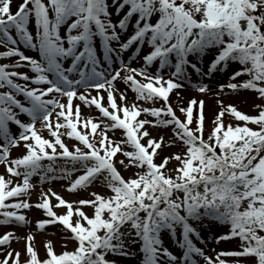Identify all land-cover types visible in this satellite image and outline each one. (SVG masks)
Wrapping results in <instances>:
<instances>
[{
  "label": "snow or ice",
  "instance_id": "obj_1",
  "mask_svg": "<svg viewBox=\"0 0 264 264\" xmlns=\"http://www.w3.org/2000/svg\"><path fill=\"white\" fill-rule=\"evenodd\" d=\"M14 3L0 0V59L17 58L0 63V225L28 226L25 210L35 207L47 217L37 221L39 233L59 226L62 239L60 251L49 239L42 254L37 235L27 234L20 251L12 245L21 238L6 228L0 264H125L137 257L139 264H264V103L252 116L218 101L206 135L203 99H190L182 116L170 102L188 68L201 73L193 61L209 51L205 75L233 66L220 95L243 90L264 101V0H21L15 10ZM133 47L139 67L123 57ZM81 105L94 106L100 121L84 117ZM226 114L243 124L225 123ZM152 128L169 130L181 150L163 155L165 138ZM115 130L125 138L110 139ZM121 166L136 170L125 176ZM76 172L82 174L69 192L99 182L109 193L69 202L49 187L30 202L33 177L43 188ZM205 221L227 228L217 244L238 243L206 254L193 239L203 243L197 225ZM162 234L182 254L170 251Z\"/></svg>",
  "mask_w": 264,
  "mask_h": 264
},
{
  "label": "rangeland",
  "instance_id": "obj_2",
  "mask_svg": "<svg viewBox=\"0 0 264 264\" xmlns=\"http://www.w3.org/2000/svg\"><path fill=\"white\" fill-rule=\"evenodd\" d=\"M21 0H15V3H20ZM14 3V5H15ZM127 35V34H125ZM147 46H145L144 49H141L140 56L145 54V49ZM25 54L27 55H33L35 56L36 53L32 52L29 49H22ZM0 51H3V49H0ZM97 51L98 54L101 55L102 57V44L97 41ZM214 53L212 51H209L208 53L205 54L203 58H196L193 62L197 63V65L201 69V73L197 74L193 69L188 68L187 69V79L183 81L184 87L181 89L174 90V92L170 95V102L172 103L173 107L177 110L178 115H183L182 113H179V108L181 107H187L188 101L192 98L196 99H203L205 101V109H206V116H207V123H208V132H206V135L212 130V120L216 117L218 112L220 111V104L218 101H223L225 105L231 104L237 109L245 114L256 116L258 115L260 109L256 107L257 104L264 103V101H261L260 99L257 98L256 94L252 92H247V91H241L238 93L231 92L230 90H225V92L220 95L218 93V86L222 83H227L228 82V77L231 74L233 70V66L229 65L228 69L225 72H216L213 73L212 75H205L204 73L207 72V69L210 64V60L213 57ZM123 57L126 61L129 62V64L132 67H139L142 64V60L139 58V56L135 55V48L129 49L127 52L123 54ZM17 58H11V59H2V63H11L13 60ZM158 67L157 64L153 65V69ZM20 72H27L28 69L26 68H19L15 69ZM172 69H165L164 72L167 74ZM31 75V73H29ZM201 84H206L209 86L211 89L210 92L207 93H200L196 91L195 86H199ZM118 87L123 90L126 85L123 84V82H118ZM95 94V92H93ZM134 93H131L130 91L128 92L129 96V101H131L134 98ZM61 102H64L63 100ZM74 103H79L78 101ZM143 103V102H141ZM145 106H152V105H145ZM159 107L160 105L157 104L155 105ZM81 112L84 117H89V118H94L97 122L100 121L101 119V114L98 112L95 107H86L81 105ZM141 118H144L143 116ZM21 119L27 121L28 118L26 116H22ZM149 119H152L149 117ZM225 123H232V124H243V122L236 121L233 117L230 115L226 114L225 116ZM250 127L255 128L254 125H249ZM39 127V124L37 125ZM10 131L12 132L13 135H17L19 132V129L15 125H10ZM100 130H98L99 132ZM152 134L154 136H164L165 138V143L162 145L161 152L163 155H170V154H175L179 152L181 149L176 146L175 144H171V133L169 130L166 129H157V128H152L151 129ZM61 132L63 133L64 130L61 129ZM41 134L45 136L46 138L54 139L50 137V134L46 129H44ZM110 139H115L117 141H120L125 138L123 130H115L110 131L108 133ZM66 143H68L70 146H74L78 141L64 137ZM25 150L23 147L20 149H13L12 150V156L11 158H17L19 157ZM159 155V153H158ZM162 158V157H161ZM117 159H126L122 156V154H118ZM48 161H45V164H47ZM171 167H176V162L175 161H170L169 162ZM136 169L134 168H129L125 169L123 166H121V171L122 174L125 176L130 175L132 172H134ZM0 174H6L5 172V166L0 165ZM80 174V172L74 173L69 179H56L51 181L50 183L44 184L43 188L40 185V177L36 176L32 178V182L36 185L34 189L31 191V200L30 202L35 205L36 203L39 202V197L41 194V191H47L49 187L56 192L57 194L61 195L65 200L69 202H76L79 199L82 198H88L90 193L95 191L99 192L102 194H108L109 190L105 188L102 184L97 182L96 184L90 186L86 190H78L77 192H69L68 188L70 187V181H74ZM54 200V198H53ZM55 202V201H54ZM59 212H63L64 209H58ZM25 214L29 218V225L28 226H5V225H0V232H3L6 228L8 230H13L15 232V235L17 237H20V240H14L13 241V247L16 248L17 250L23 251L24 249V241L23 237L26 236L27 234H36L37 235V240L39 242V248L41 253L43 254L44 252V243L51 239L56 241V248L57 251L61 250V233H60V228L59 226L51 225L48 227L47 231L44 234H40L36 225L37 221L40 219H46L47 217L43 213V210L37 209L33 207L31 210H25ZM213 222H204L201 225H197L198 230L200 232L201 237L203 238V243L200 241L194 239V243L197 244L198 247L203 248L206 254L208 255H214L216 252H219L221 250H229L234 248L235 243L233 241H221L219 244L216 243L215 241V236L217 233H224L227 231V228L221 225L216 224L215 227L213 226ZM162 240L165 243V246L169 248L170 251H172L174 254H182V250L179 249L177 244L173 242L172 238L170 235L162 234ZM136 246H133L135 248ZM200 259V258H197ZM125 264H139V258H131L125 261ZM200 264H203V261L200 260Z\"/></svg>",
  "mask_w": 264,
  "mask_h": 264
},
{
  "label": "trees",
  "instance_id": "obj_3",
  "mask_svg": "<svg viewBox=\"0 0 264 264\" xmlns=\"http://www.w3.org/2000/svg\"><path fill=\"white\" fill-rule=\"evenodd\" d=\"M17 5H18V4H17ZM17 5H15V7H13V8H14V10H15V8H16V6H17Z\"/></svg>",
  "mask_w": 264,
  "mask_h": 264
}]
</instances>
